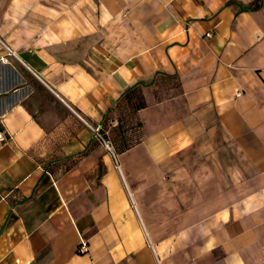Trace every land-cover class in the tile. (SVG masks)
I'll return each mask as SVG.
<instances>
[{
    "label": "crops",
    "instance_id": "1",
    "mask_svg": "<svg viewBox=\"0 0 264 264\" xmlns=\"http://www.w3.org/2000/svg\"><path fill=\"white\" fill-rule=\"evenodd\" d=\"M0 130V264H264V0H0Z\"/></svg>",
    "mask_w": 264,
    "mask_h": 264
},
{
    "label": "trees",
    "instance_id": "2",
    "mask_svg": "<svg viewBox=\"0 0 264 264\" xmlns=\"http://www.w3.org/2000/svg\"><path fill=\"white\" fill-rule=\"evenodd\" d=\"M133 92H136V91H131V93H129V96H126L127 99L130 98V95H132ZM128 95V94H127ZM135 98L136 99H139L137 105H135V107H139L141 104H142V100H141V95L140 93H137L135 94ZM135 124V127H134V132H136V139H130L129 137H127L125 135V132L126 130H124V132L120 133V135H116L113 137V139L111 140L110 139V135L107 136V134H105V132L101 129H98L99 130V133L100 135L106 139L110 144L113 145V149H114V153L118 152V151H124L126 150L127 148L133 146L134 144H136L137 142V139H138V129L137 127L139 126V123L138 122H134ZM119 127H122L120 125H118Z\"/></svg>",
    "mask_w": 264,
    "mask_h": 264
},
{
    "label": "rangeland",
    "instance_id": "3",
    "mask_svg": "<svg viewBox=\"0 0 264 264\" xmlns=\"http://www.w3.org/2000/svg\"><path fill=\"white\" fill-rule=\"evenodd\" d=\"M115 115L119 118V124L122 127H119L118 125L111 127L110 129V139L112 140L114 136L120 135V133L124 132L126 130L125 135L129 137L130 139H136V132H134V121L130 120L129 109L127 103L122 104L121 106H118V110L115 112Z\"/></svg>",
    "mask_w": 264,
    "mask_h": 264
},
{
    "label": "built area",
    "instance_id": "4",
    "mask_svg": "<svg viewBox=\"0 0 264 264\" xmlns=\"http://www.w3.org/2000/svg\"><path fill=\"white\" fill-rule=\"evenodd\" d=\"M207 35H209V34H207ZM95 130H96V136H98L101 139L103 144H105V147L107 148V150L111 153V155H113L115 157L113 145L110 144L106 139H104L100 135L98 128ZM5 136H6L5 133H3V131L0 130V140H4ZM78 248H79L80 252H86V250H87L86 244L84 242H81V244Z\"/></svg>",
    "mask_w": 264,
    "mask_h": 264
}]
</instances>
